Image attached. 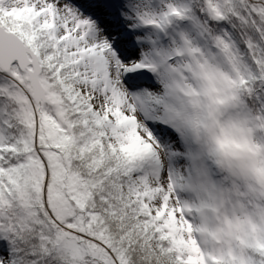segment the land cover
I'll return each instance as SVG.
<instances>
[{
    "label": "snow or ice",
    "instance_id": "obj_1",
    "mask_svg": "<svg viewBox=\"0 0 264 264\" xmlns=\"http://www.w3.org/2000/svg\"><path fill=\"white\" fill-rule=\"evenodd\" d=\"M0 264H264V0H0Z\"/></svg>",
    "mask_w": 264,
    "mask_h": 264
}]
</instances>
